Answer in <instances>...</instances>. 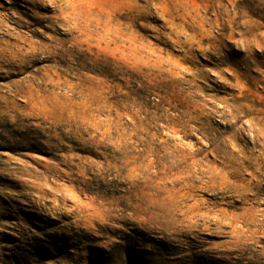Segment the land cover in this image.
I'll return each instance as SVG.
<instances>
[{"label": "rangeland", "instance_id": "374dc122", "mask_svg": "<svg viewBox=\"0 0 264 264\" xmlns=\"http://www.w3.org/2000/svg\"><path fill=\"white\" fill-rule=\"evenodd\" d=\"M0 264H264V0H0Z\"/></svg>", "mask_w": 264, "mask_h": 264}]
</instances>
